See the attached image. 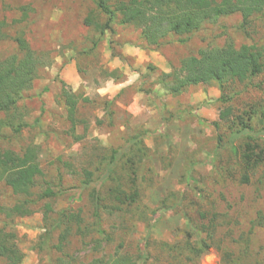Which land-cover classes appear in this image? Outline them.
<instances>
[{"label": "rangeland", "instance_id": "374dc122", "mask_svg": "<svg viewBox=\"0 0 264 264\" xmlns=\"http://www.w3.org/2000/svg\"><path fill=\"white\" fill-rule=\"evenodd\" d=\"M153 1L109 6L136 2L152 13ZM97 2L0 0V61L20 39L40 65L13 111L18 133L0 131V154L36 147L41 171L28 196L0 182V233L22 264H264V157L244 159L247 144L264 153V69L178 96L165 86L200 52L264 51V11L243 28L236 14L152 43L119 17L101 33L108 19ZM240 120L253 140L231 141ZM47 188L56 197L41 200ZM24 202L31 215L7 217Z\"/></svg>", "mask_w": 264, "mask_h": 264}, {"label": "trees", "instance_id": "16d2710c", "mask_svg": "<svg viewBox=\"0 0 264 264\" xmlns=\"http://www.w3.org/2000/svg\"><path fill=\"white\" fill-rule=\"evenodd\" d=\"M112 0H98L96 8L108 19L103 27L96 26L101 33L111 31L110 24L119 17V25L136 26L142 29V38L152 43H158L166 38L187 37L199 31L204 25L213 23L221 18L239 14L241 28L248 25L254 15L264 11V0H222L216 3L210 0H154V11L147 12L139 8L136 2L130 5L109 4ZM113 8V11L110 10ZM0 26V42L6 39ZM17 54L0 61V114L8 117L7 121H0L2 128L13 129V119L17 104L22 99V93L31 89L40 68L34 53L27 44L20 39L16 40ZM264 51L250 47H241L235 50L228 45L222 49L200 52L198 57L185 59L177 71H173L167 79L165 86L173 96L183 94L189 87L198 85H210L212 83L222 86L228 81H245L259 76L264 69ZM39 65V67H38ZM165 78V76H163ZM72 99V98H70ZM68 99V119L74 124V102ZM229 110L222 116L227 121ZM240 129L231 139L248 137L253 140L251 129L240 120ZM217 130L218 125L213 124ZM20 126L15 128L18 133ZM231 143V142H230ZM36 147L25 151L23 156L17 157L11 153L0 154V182L4 181L14 195L28 196L34 187V180L41 175V171L35 162L34 151ZM256 155L252 152L250 144L246 145L244 159L247 165L258 164L264 157V153ZM89 176V175H88ZM56 197L51 189H45L40 196L41 200H50ZM24 202L9 210L8 218L26 217L31 211ZM50 206L45 205L44 214L49 213ZM11 235L0 233V259L9 264H22V255L14 244L8 242ZM65 240L62 238L61 241ZM93 264H103L95 261Z\"/></svg>", "mask_w": 264, "mask_h": 264}]
</instances>
